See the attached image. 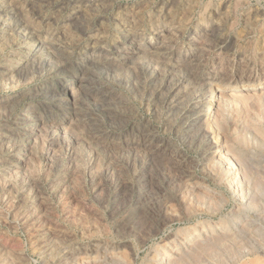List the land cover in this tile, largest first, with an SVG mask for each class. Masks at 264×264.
<instances>
[{
    "label": "rangeland",
    "instance_id": "374dc122",
    "mask_svg": "<svg viewBox=\"0 0 264 264\" xmlns=\"http://www.w3.org/2000/svg\"><path fill=\"white\" fill-rule=\"evenodd\" d=\"M0 264H264V0H0Z\"/></svg>",
    "mask_w": 264,
    "mask_h": 264
},
{
    "label": "bare ground",
    "instance_id": "6f19581e",
    "mask_svg": "<svg viewBox=\"0 0 264 264\" xmlns=\"http://www.w3.org/2000/svg\"><path fill=\"white\" fill-rule=\"evenodd\" d=\"M254 87V86H253Z\"/></svg>",
    "mask_w": 264,
    "mask_h": 264
}]
</instances>
